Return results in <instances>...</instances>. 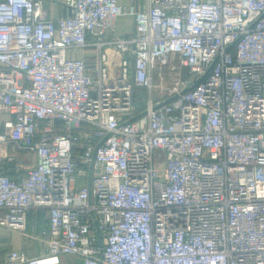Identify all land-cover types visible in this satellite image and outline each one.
<instances>
[{"label": "built area", "instance_id": "1", "mask_svg": "<svg viewBox=\"0 0 264 264\" xmlns=\"http://www.w3.org/2000/svg\"><path fill=\"white\" fill-rule=\"evenodd\" d=\"M32 210L3 264H264V0H0V222Z\"/></svg>", "mask_w": 264, "mask_h": 264}, {"label": "crops", "instance_id": "2", "mask_svg": "<svg viewBox=\"0 0 264 264\" xmlns=\"http://www.w3.org/2000/svg\"><path fill=\"white\" fill-rule=\"evenodd\" d=\"M59 4L63 0H57ZM119 4L127 6L131 0H116ZM50 17L53 18L57 15L55 7L49 5ZM132 16L118 18L116 23V34L124 36L130 34L133 30ZM82 54L86 55L88 61L91 60L92 48H85V50H70L67 55L69 57H79ZM13 174V173H11ZM15 175H12L13 177ZM14 178V177H13ZM27 229L25 233L19 231H12L4 227L0 222V264H3L5 255L15 249L23 250L27 255H39L46 250L45 241L47 240L48 219L47 213L44 211H31L27 214ZM68 262H77L78 259H65Z\"/></svg>", "mask_w": 264, "mask_h": 264}, {"label": "rangeland", "instance_id": "3", "mask_svg": "<svg viewBox=\"0 0 264 264\" xmlns=\"http://www.w3.org/2000/svg\"><path fill=\"white\" fill-rule=\"evenodd\" d=\"M181 69H182L181 70V77L184 79H188L190 77L189 69L186 66H182ZM166 71H168L166 66L161 67L160 71H158V70L155 71V74H158V73L162 74V76L158 75V77H156V79H154L155 84L160 83V85H165L164 76L166 74ZM159 95H161L159 93V89H155L153 92V95H152L153 99H157ZM148 96H149V91L146 88L138 87L135 89V104H136L138 111L144 110V108L147 105L146 102L148 100ZM84 182H85V179L83 177L78 179V183L80 185H82Z\"/></svg>", "mask_w": 264, "mask_h": 264}, {"label": "water", "instance_id": "4", "mask_svg": "<svg viewBox=\"0 0 264 264\" xmlns=\"http://www.w3.org/2000/svg\"><path fill=\"white\" fill-rule=\"evenodd\" d=\"M201 79L202 78L199 77V78H195L193 81L189 82L187 84V87L184 89L183 92L189 91V90L193 89L194 87H196ZM88 185H89V179H88ZM97 241H98V246L101 249L103 242L101 241L99 234L97 235ZM101 264H103V263L101 262Z\"/></svg>", "mask_w": 264, "mask_h": 264}]
</instances>
